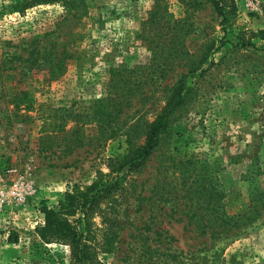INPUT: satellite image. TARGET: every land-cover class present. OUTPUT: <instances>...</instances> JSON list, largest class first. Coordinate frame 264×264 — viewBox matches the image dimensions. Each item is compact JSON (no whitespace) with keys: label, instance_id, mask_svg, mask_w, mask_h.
Here are the masks:
<instances>
[{"label":"rangeland","instance_id":"1","mask_svg":"<svg viewBox=\"0 0 264 264\" xmlns=\"http://www.w3.org/2000/svg\"><path fill=\"white\" fill-rule=\"evenodd\" d=\"M232 2V33L220 45L207 0H47L23 9L0 0V264H69L67 245L36 236L40 209L107 172L127 137L141 144L144 120L178 83L183 102L170 132L127 175L129 206L102 204L93 214L94 264H264V208L228 239L198 235L184 216L218 204L239 213L264 191V0ZM66 8L78 18L64 19ZM103 96L128 101L109 138L88 120ZM75 134L81 144L72 148ZM126 211L132 225L118 223Z\"/></svg>","mask_w":264,"mask_h":264},{"label":"trees","instance_id":"2","mask_svg":"<svg viewBox=\"0 0 264 264\" xmlns=\"http://www.w3.org/2000/svg\"><path fill=\"white\" fill-rule=\"evenodd\" d=\"M46 1L20 0V9L29 7L35 2L44 3ZM207 1L210 2L213 11L219 18L224 38L220 42V45H223L228 41V35L232 33L233 2L232 0ZM70 2L73 3L74 1ZM70 9L72 8H66L63 18L77 19L78 16L75 11H78V8L77 10ZM258 34L260 38L264 39V29L260 30ZM237 43L244 46L252 45L248 38L245 39L243 37H240ZM57 45H59L58 42ZM59 49L58 56L56 54L54 57L56 65L59 66L56 69L57 72L55 71L58 75L61 74V67L65 65V62L61 61L62 56L65 55L64 48L59 47ZM42 59L43 62L47 59L44 54L42 55ZM183 89L180 83L167 88L163 104L153 111L150 121L144 120L145 132L141 144L132 145L130 139L127 137V147L124 149V152L121 155L106 159L107 172L99 173L84 190L73 186L71 190L66 191L61 196L55 206H43L40 209L43 219L42 224L35 227L36 236L44 243L53 242L67 245L69 264H94L93 230L91 227L93 214L100 209L102 204L114 208L120 205L121 202H126L129 206L128 199L130 196L128 195L132 191L127 184V175L132 171L141 170L147 158L158 148L161 136L170 132V118L183 102ZM97 104V108L99 109L91 110L88 120L99 126L103 134L106 132V138H109V133L112 131L110 129L111 123H113L117 114L122 111L123 106L126 107L128 105V101H122L117 97L103 96L97 100ZM47 119L48 115L43 118L44 124L48 122ZM80 137V135L75 134L71 141L72 148L81 144ZM41 139L45 140L43 147L50 149L48 143L51 142V138L49 139V135L45 134L41 136ZM123 169L126 171L123 172ZM213 194L215 198L213 202L217 203V200L221 198V192L216 190V193ZM174 199L177 200L178 197L174 196ZM178 205L175 201V203L170 205V208L178 209ZM262 208H264V191L251 194L246 210L239 213L227 214L225 211L219 209L218 204L210 212H201L203 209L199 213L187 210L184 216L187 222H194V231L198 235L207 236L210 239H228L238 234L240 231L237 230L242 228V226L253 223L256 217L260 215L259 210ZM123 213L119 214L116 212L118 223L122 219L126 225H132L133 218L127 211L124 215ZM143 225L147 227L145 222ZM107 237L105 233V239L100 242L101 247L105 246V250L110 247V240ZM166 237L170 238L169 235H166Z\"/></svg>","mask_w":264,"mask_h":264},{"label":"built area","instance_id":"3","mask_svg":"<svg viewBox=\"0 0 264 264\" xmlns=\"http://www.w3.org/2000/svg\"><path fill=\"white\" fill-rule=\"evenodd\" d=\"M16 184H14V186H15Z\"/></svg>","mask_w":264,"mask_h":264}]
</instances>
